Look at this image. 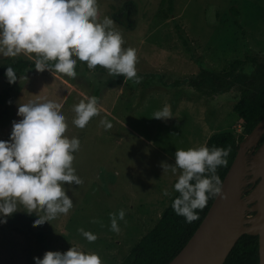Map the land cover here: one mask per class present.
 Wrapping results in <instances>:
<instances>
[{"label":"rangeland","instance_id":"1","mask_svg":"<svg viewBox=\"0 0 264 264\" xmlns=\"http://www.w3.org/2000/svg\"><path fill=\"white\" fill-rule=\"evenodd\" d=\"M97 5L98 20L110 17L125 41L122 47L136 49L141 82L125 83L122 75L111 77L100 66L90 70L79 60L71 79L37 71L35 55L22 54L33 63L0 103V140H9L12 121L22 119L16 114L19 104L60 103L66 135L80 140L73 167L83 183L63 185L73 201L67 215L33 227L36 215L18 210L0 223V264H35L33 257L42 258L45 251L70 247L98 254L102 264L118 263L175 194L181 171H164L163 164L175 165L176 149L199 148L221 130L244 133L233 109L244 85L235 81L208 94L207 84L196 87L193 80L204 75L202 69L220 76L249 72L250 65L234 60L246 54L264 57V0H172V10L169 0H97ZM7 59L0 54V65ZM5 87L0 76V92ZM91 96L98 98L99 115L77 128L73 106ZM165 105L171 108L170 119L152 117ZM165 189L171 195H163ZM121 209L125 217L117 234L110 230L109 213ZM78 228L97 239L88 242Z\"/></svg>","mask_w":264,"mask_h":264},{"label":"clouds","instance_id":"2","mask_svg":"<svg viewBox=\"0 0 264 264\" xmlns=\"http://www.w3.org/2000/svg\"><path fill=\"white\" fill-rule=\"evenodd\" d=\"M114 24L108 16L98 20L97 0H0V54L6 58L34 54L37 71L47 69L71 79L77 76L79 60L90 70L100 66L111 77L122 75L125 83L131 80L138 84L142 78L137 75L136 49L122 47L125 41ZM5 75L10 84L17 80L10 66ZM61 108L52 100L19 104L16 114L22 119L12 121L9 140H0V223L24 210L36 215L33 227H37L67 215L73 208L63 185L83 183L73 167V154L79 151L80 140L66 135L68 123ZM73 112L72 124L85 128L99 115L98 98L81 100L73 106ZM152 117L170 119V106L165 105ZM101 124L111 128L106 120ZM230 152V146L176 149L175 165L163 164L164 171H181L173 186L179 195L172 208L186 222L199 218L196 210L205 208L210 197L226 198L217 168L227 166ZM163 195L171 193L165 189ZM124 217L123 209L109 213L110 230L118 234V222ZM77 231L90 243L97 239L83 228ZM33 260L35 264H102L98 254L75 247L64 252L45 251L42 258Z\"/></svg>","mask_w":264,"mask_h":264},{"label":"trees","instance_id":"3","mask_svg":"<svg viewBox=\"0 0 264 264\" xmlns=\"http://www.w3.org/2000/svg\"><path fill=\"white\" fill-rule=\"evenodd\" d=\"M169 2V10H172V0H169ZM176 27L179 28L178 25ZM30 63L33 62L21 54L16 58H8L7 62L0 65V76L5 77L6 83L5 89L0 92V103L6 101L9 90L16 83V81L11 84L8 82L5 75L6 68L12 67L18 78ZM234 64L240 66L250 65L252 68L249 72H243L242 70L228 71L225 73V76H228L227 79L225 76L202 69L204 75L199 80H193L196 87H200L201 83L207 84L209 89L206 93L208 94L227 89L235 81L244 85L239 99L233 105L234 111L242 120L241 126L244 133L236 135L230 130L217 131L212 133L204 144L209 148L213 146L231 147V152L226 157L227 166L217 168V175L221 182L235 157L239 142L264 115V57L246 54L244 58L235 59ZM263 141L264 133L259 139V144ZM178 195L175 192L155 224L135 241L127 254L116 264H166L182 248L202 220L214 198H209L205 208L196 210L198 219L188 223L183 216L177 215L172 208L173 200ZM258 246V235L242 233L222 264H258Z\"/></svg>","mask_w":264,"mask_h":264},{"label":"water","instance_id":"4","mask_svg":"<svg viewBox=\"0 0 264 264\" xmlns=\"http://www.w3.org/2000/svg\"><path fill=\"white\" fill-rule=\"evenodd\" d=\"M264 115L239 142L214 198L182 248L166 264H222L242 233L258 235L264 264ZM261 198L259 199V197Z\"/></svg>","mask_w":264,"mask_h":264},{"label":"crops","instance_id":"5","mask_svg":"<svg viewBox=\"0 0 264 264\" xmlns=\"http://www.w3.org/2000/svg\"><path fill=\"white\" fill-rule=\"evenodd\" d=\"M206 140H207V139H206ZM206 140L204 141V143L202 144V146H204V144H205Z\"/></svg>","mask_w":264,"mask_h":264},{"label":"bare ground","instance_id":"6","mask_svg":"<svg viewBox=\"0 0 264 264\" xmlns=\"http://www.w3.org/2000/svg\"><path fill=\"white\" fill-rule=\"evenodd\" d=\"M261 198V196L259 197V199Z\"/></svg>","mask_w":264,"mask_h":264}]
</instances>
